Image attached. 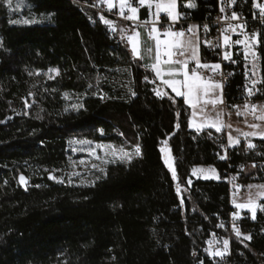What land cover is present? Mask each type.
<instances>
[{
  "label": "trees",
  "instance_id": "trees-1",
  "mask_svg": "<svg viewBox=\"0 0 264 264\" xmlns=\"http://www.w3.org/2000/svg\"><path fill=\"white\" fill-rule=\"evenodd\" d=\"M196 1L192 18L214 11L216 0ZM90 2L0 0V264H210L203 248L223 234L219 217L233 208L223 170L252 166L240 182H264V139L218 160L208 134L216 130L189 128L183 98ZM25 19L35 22H11ZM261 52L264 62V38ZM200 56L205 61L202 48ZM65 94L82 97V108L68 107ZM72 138L139 146L140 155L109 164L92 185L73 186L56 180ZM164 142L176 179L161 158ZM197 165L213 166L219 178L188 183ZM242 214L230 264H264V210Z\"/></svg>",
  "mask_w": 264,
  "mask_h": 264
},
{
  "label": "built area",
  "instance_id": "built-area-1",
  "mask_svg": "<svg viewBox=\"0 0 264 264\" xmlns=\"http://www.w3.org/2000/svg\"><path fill=\"white\" fill-rule=\"evenodd\" d=\"M131 1V0H130ZM99 0H91L90 6L100 15L111 16L117 20H124L121 15L117 14L114 9H109L106 4H98ZM100 3V2H99ZM188 3H194L196 7H185ZM259 5H264V0H256ZM178 13L180 18L172 23L167 14L160 13L161 23L157 25L163 31L170 24L176 31L187 30L190 26H196L195 37L198 40L200 48L206 51V59L203 61L208 65L219 64L220 68L212 71L211 68L203 69L202 73L209 76L212 80L219 82L222 85L221 97L223 109L231 114L241 113L242 110H251V106H264V62L262 61L261 45L264 38V18L260 16L259 7L254 6V0H216L215 8L212 13L207 15L204 19L192 18V12L196 11L198 3L196 0H177ZM224 8V11H221ZM154 11L156 9L154 7ZM233 13H236L239 19H231ZM139 22L135 23L138 24ZM235 27V31L232 28ZM239 25H244L243 29ZM207 26V31L205 30ZM228 29L227 32H224ZM191 35V33H187ZM228 35L230 44L225 45L223 35ZM255 35L258 41L253 45L251 51L256 52V58L253 59L250 52L245 58L244 44H235L236 40H243L247 43L252 42V37ZM161 39H165L161 35ZM210 41L209 45L207 42ZM225 51L231 54L230 59H223ZM255 64V67H253ZM234 77L239 79L235 86L237 91L234 95H228L227 87L232 82ZM253 81H256L253 86ZM248 90L252 91V95H248ZM245 105H248L245 108ZM210 137H214L218 143V149L215 155L218 160L228 162V155L230 149L241 146L243 153H249L251 149L248 148L249 141L242 136L235 137L234 140L239 141L234 145H230L229 138L225 129L215 134L208 133ZM253 144V143H252ZM221 157H224L223 159ZM247 165H238L234 171L230 170V166L224 171V181L228 186V196L231 201L240 194V190L245 187L240 180V175L249 173L246 171ZM235 177V179H233ZM232 209L227 211L225 217H219V223L224 232L222 235L211 239L203 248L204 256L210 261V264H230L231 258V243L238 236L237 229L240 233V225L244 218L242 212L239 213L232 205ZM228 241L227 248H225L224 241ZM221 253L216 255L214 253ZM209 253H213L210 255ZM192 256H198L197 252H192Z\"/></svg>",
  "mask_w": 264,
  "mask_h": 264
},
{
  "label": "snow or ice",
  "instance_id": "snow-or-ice-1",
  "mask_svg": "<svg viewBox=\"0 0 264 264\" xmlns=\"http://www.w3.org/2000/svg\"><path fill=\"white\" fill-rule=\"evenodd\" d=\"M105 2L108 3L109 9H111L114 5L111 2V0H105ZM235 0H233V3ZM7 3L9 6L11 5V0H7ZM119 6H120V15L125 20L130 21H139V7L147 6L150 10L149 12V19L146 21H141L138 24H135L132 30V34L128 35L126 37L128 43L131 45V51L135 58H144V56H147L149 59H152L154 62L151 63L150 68L152 71H154L156 78L160 79L162 84L168 86L172 89V91L175 93L177 97H182L183 101L186 105L191 107L193 109L192 116L195 117L197 115V107L199 106V112L201 115H205V108L211 104L213 108L215 109V106L218 103H223L222 97H215L212 98V95L214 94V90L221 89L222 85L219 82H214L211 77L205 76L203 73L199 72L198 69H209L211 68L212 71H215L220 68L219 64L215 65H208L201 63V60L199 58V51L197 47V42L195 39V32H196V26L192 25L187 30H180L176 31L172 28L171 24L163 29L161 31L160 28L157 27L158 24L161 23V17L160 13L164 12L167 14L169 20L172 23H175L179 18L180 14L176 11V0H138V6H133L132 3L129 2V0H119ZM155 7L156 12L152 13L151 8ZM254 6L259 7L260 9V16L264 18V5H259L256 3V0H254ZM185 7L194 8L196 5L194 3H188L185 5ZM125 8L127 9L129 15H124ZM221 11H224V8H221ZM231 19L236 20L239 19L236 13H233ZM101 20L108 25H112L113 22L106 20L103 16H101ZM12 23L16 24H29L34 23L35 21L30 20H15L11 21ZM232 31H235V27L231 26ZM241 29H243L244 25H239ZM137 28H143L145 33H147L148 40L142 41L141 39V32L137 31ZM113 30H115L113 28ZM205 30L207 31V26H205ZM228 29H225L224 32H227ZM187 33H191V35H188ZM123 35V30H122ZM161 35L165 37V39H161ZM224 44L229 45L230 44V38L228 35H223ZM258 41L255 38V35L252 37V42L247 43L243 40H236L235 44H244L245 46V58L247 59L249 52L253 59L256 58V52L251 51V48L255 43ZM209 45L211 44L210 41L207 42ZM144 44L146 47L144 48L143 54L141 53V45ZM153 51H154V57H153ZM162 57H167V59H162ZM231 54L227 51H225L223 59H230ZM190 62H194L195 66L190 67ZM161 65L166 66V68H162ZM146 67H149V65H146ZM253 67H255V64H253ZM168 77V78H165ZM182 77V79L180 78ZM147 79V77H145ZM264 82V81H262ZM256 81H253V86H255ZM155 94L159 96L167 95V93L161 92V91H155ZM253 93L251 90H248V95L251 96ZM82 107V106H81ZM248 105H245V108H247ZM264 107V106H262ZM253 114L256 111V106H251ZM241 113H237V115H240ZM221 113L216 112V118L215 120H210L206 117V123L197 125L196 128L199 131L203 127H210L215 128L217 132L221 131L222 122L220 120ZM256 119L264 121V114L259 115L256 117ZM192 120H189V127H192ZM179 127V125H177ZM252 128H259L260 126L257 124L250 125ZM245 136L248 135H260L262 139H264V130L252 133H245ZM229 142L230 145H234L238 143L239 141L234 140L231 136H229ZM81 143H90L87 141H82ZM248 148L251 149L254 147V145L249 142ZM102 147V146H97ZM109 149H112V146H107ZM161 151H165V149H161ZM137 156L140 155V148L137 146L136 153ZM111 155L116 157L120 160H130L131 157L127 152H124L123 149H120V155L117 156V152L115 149H112ZM222 159L224 157H221ZM165 164L168 165L170 169H172L171 164V158L166 157L165 158ZM255 166V165H253ZM95 167V165H93ZM197 169H193V172L195 173ZM214 171V170H213ZM173 179H176V172L173 169L172 171ZM52 179L53 177H49ZM208 178V177H205ZM235 179V177H233ZM20 181L22 183H27L25 178L23 176L20 177ZM249 188L257 187L262 190H264V185H249ZM180 188L179 185L177 186V194L179 195ZM257 196H264V191H261L257 193ZM237 208H249L253 211V218H255V208L257 205L254 203V201L250 198L247 204H237ZM261 210H264V207H261ZM239 230L237 229V235H239ZM245 239H250L249 236H246ZM225 248H227L228 241H224ZM212 255L213 253H209ZM216 255H221V253L217 252L214 253Z\"/></svg>",
  "mask_w": 264,
  "mask_h": 264
},
{
  "label": "rangeland",
  "instance_id": "rangeland-1",
  "mask_svg": "<svg viewBox=\"0 0 264 264\" xmlns=\"http://www.w3.org/2000/svg\"><path fill=\"white\" fill-rule=\"evenodd\" d=\"M5 1V0H4ZM112 2V0H111ZM113 3V2H112ZM177 10V9H176ZM202 63V62H201ZM204 63V62H203ZM206 64V63H204ZM202 73L201 70H198ZM57 72L55 70L52 71L51 75H56ZM214 81V80H213ZM216 82V81H214ZM68 94H65V96ZM221 97V89L214 90V94L212 98ZM67 105L73 109H80L82 108V97L78 98L75 96H71L70 94L66 96ZM191 109V120H192V128H196L197 125L205 124L207 121L205 119V115L210 120H215L216 112H220V120L222 122L221 130L225 129L227 136H231L233 139L236 136H242L247 139L249 142H253L256 138H261L260 135H248L245 136V133H252L264 130V121L256 119L257 116L264 114V107L256 106V111L253 114L252 109L246 112H241V118L237 114H231L226 112L221 103H218L215 106V109L211 104H209L205 108V115H201L199 112V106L197 107V115L195 117L192 116ZM257 124L259 128H252L250 125ZM216 130L215 128H213ZM82 141H87L90 143H81ZM102 147H97V146ZM111 145L112 149H115L117 152V156L120 155V149H123L124 152H127L131 159L130 160H120L116 157L111 155L112 149H109L107 146ZM137 146H133L132 148H128L126 146L114 143V142H96L89 139L84 138H72L68 141L67 145V161L65 167L62 169L60 176L56 177L57 181H66L69 185L73 186H88L92 185L105 175L106 168L109 164L112 163H124V164H131L135 159L139 157L136 153ZM161 149H165V151H161ZM161 158L163 160L164 165L172 175V171L174 169L173 166V157L170 151V148L166 145V143H162L160 147ZM171 158L172 169L165 164V158ZM95 165V167H93ZM252 166L246 167V171L250 172ZM193 169H197L194 173ZM214 170V171H213ZM173 177V175H172ZM208 177V178H205ZM219 178L218 172L216 169L211 165H197L194 166L190 172V177L188 178V183L191 182L192 179H212L217 180ZM55 180V179H54ZM249 185L257 186V185H264V182H250L243 189L240 190V194L231 200V204L236 208V210L241 212H246L251 219H253V211L249 208H237V204H247L249 199L251 198L254 203L257 205L255 208L256 212L261 208L260 201L264 199V196H257V193L264 191L257 187L249 188ZM180 194V193H179ZM247 235H243L242 237L245 239Z\"/></svg>",
  "mask_w": 264,
  "mask_h": 264
},
{
  "label": "crops",
  "instance_id": "crops-1",
  "mask_svg": "<svg viewBox=\"0 0 264 264\" xmlns=\"http://www.w3.org/2000/svg\"><path fill=\"white\" fill-rule=\"evenodd\" d=\"M107 6H108V3L107 2H105V0H102ZM112 2H113V7H112V9H114L115 10V12L117 13V14H119L120 15V6H119V0H112ZM129 2L130 3H132L133 4V6H138V0L136 1V2H132V1H130L129 0ZM176 5H177V0H176ZM176 11H178V5L176 6ZM149 12H150V10H149V8L147 7V6H143V7H139V12H138V15H139V21H130V20H125L124 18V20H115V19H110L109 21H111V22H113L112 23V26H113V28L115 29L114 31L120 36V37H122V38H124L126 41H127V39H126V37L128 36V35H130V34H132V30H133V27H134V25H135V23H137V22H141V21H146V20H148L149 19ZM151 12L152 13H155V11H154V6L151 8ZM124 15L126 16V15H129V13H128V11H127V9L125 8V11H124ZM112 28V29H113ZM122 30H123V35H122ZM137 31H139V32H141V34H142V36H141V39H142V41H146V40H148V37H147V33H145V31H144V29L143 28H137L136 29ZM195 39H196V42H197V47H198V51H199V58H200V60H201V56H200V50H201V48H200V45H199V43H198V40H197V38L195 37ZM127 43H128V41H127ZM128 45H129V47H130V49H131V45L128 43ZM146 47V45H144V44H142L141 45V53L143 54V52H144V48ZM153 57H154V51H153ZM141 61H142V63L146 66V65H149V69H151L150 68V65H151V63H153L154 61L152 60V59H149L147 56H144V58H139ZM162 59H167V57H162ZM201 62L203 63V61L201 60ZM195 66V64H194V62H190V67H194ZM161 67L162 68H166V66H164V65H161ZM198 70H203V68L202 69H198ZM153 73H154V71H152ZM154 75H155V73H154ZM165 78H168V77H165ZM181 79H182V77H180ZM160 82H161V80L160 79H158ZM162 83V82H161ZM168 87V86H167ZM169 88V87H168ZM171 91H172V89L171 88H169ZM173 92V91H172ZM174 93V92H173ZM175 94V93H174ZM246 111H248L247 109L245 110H242V112L244 113V112H246ZM239 116V118H241V114L240 115H238ZM191 118V117H190ZM191 130H194V131H198L197 130V128H192V127H189ZM204 128H210V127H203V128H201V129H204ZM200 129V130H201ZM213 129V128H212ZM236 137H239V136H236ZM234 139H235V137H234Z\"/></svg>",
  "mask_w": 264,
  "mask_h": 264
},
{
  "label": "water",
  "instance_id": "water-1",
  "mask_svg": "<svg viewBox=\"0 0 264 264\" xmlns=\"http://www.w3.org/2000/svg\"><path fill=\"white\" fill-rule=\"evenodd\" d=\"M74 1H79V2H82V1H88V0H74Z\"/></svg>",
  "mask_w": 264,
  "mask_h": 264
}]
</instances>
